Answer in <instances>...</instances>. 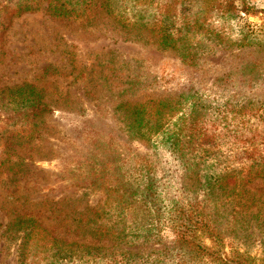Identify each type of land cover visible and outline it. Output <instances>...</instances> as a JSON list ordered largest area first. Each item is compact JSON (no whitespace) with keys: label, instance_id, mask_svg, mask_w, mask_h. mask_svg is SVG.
I'll return each mask as SVG.
<instances>
[{"label":"rangeland","instance_id":"374dc122","mask_svg":"<svg viewBox=\"0 0 264 264\" xmlns=\"http://www.w3.org/2000/svg\"><path fill=\"white\" fill-rule=\"evenodd\" d=\"M45 5L16 17L0 40V102L27 82L52 107L35 121L34 143L19 150L24 168L0 179V264H40L44 254L34 238L30 256L21 258L20 236L7 231L19 213L40 223L36 230L44 235L64 233L65 214L75 218L83 211L122 219L118 246L123 261L131 256L129 264H207L176 243L183 219L196 217L224 239L223 257L237 250L249 264H264V13L227 23L226 43L191 34L197 60L188 64L183 50L162 47L161 34L144 25L55 19ZM160 12L154 5L139 23L152 28ZM242 38L246 46L239 45ZM244 149L251 157L236 158ZM201 169L248 176L245 212L233 213L232 204L214 209L211 201L204 206L208 213H184L203 196ZM93 172L103 173L106 183H121L123 174L129 179L119 204L87 194L82 185ZM131 213L154 222L140 217L132 225ZM205 231L199 237L213 245ZM131 232L136 237L124 236Z\"/></svg>","mask_w":264,"mask_h":264},{"label":"trees","instance_id":"16d2710c","mask_svg":"<svg viewBox=\"0 0 264 264\" xmlns=\"http://www.w3.org/2000/svg\"><path fill=\"white\" fill-rule=\"evenodd\" d=\"M43 5H45L46 12L60 20L73 19L83 24H94L104 18H113L114 22H117L116 25L123 29L144 25L150 33L161 34L157 40L162 47L183 50L182 59L188 64H194L197 60L193 47L189 43L191 34L205 35L213 40L226 43L228 42L225 41L226 38H229L224 32L227 23L239 16L245 19L243 15L264 13V3L258 0H0V40L3 39L16 17L38 11L43 8ZM154 5L157 10H161V15L159 19L156 17L155 27L149 29L148 23L140 24L139 21L143 13L150 11ZM177 20L181 21V26L173 29ZM166 21L169 22L166 23ZM239 41L240 46L247 45L246 39L242 38ZM0 49H2V44ZM10 90V97L0 102V179L8 171L15 172L17 168H24L26 158L19 150L34 143L38 136L35 121L52 111V107L43 100L44 95L36 85L26 82ZM259 116H262V113ZM203 134L208 143L215 142L214 135L208 132H203ZM249 157L251 154L247 149L236 155V158L240 160ZM199 171L203 196L196 200V207L192 211H189L192 209L190 208L184 213H208L204 206L205 203L208 204L211 201L214 203V209L232 204L233 213L245 212L248 208V200L244 187L248 176L241 175V171L237 169L230 173L227 169H220L212 174L206 169ZM98 174L94 172L90 174L82 187L87 194L88 192L98 194L100 199L104 198L105 201L110 200L119 204L131 186L129 179H126L123 174L121 183H106L103 181V173ZM219 192L224 194V197H217ZM144 193L147 196L153 195L147 187L144 188ZM90 208L88 200L86 210ZM107 214L84 213L83 211L77 213L78 216L74 218L66 213L65 218L60 221L63 226L70 223L64 233L48 231L42 235V231L36 230L37 227L40 228V223L38 224L34 218L19 213L9 224L7 231L14 238L20 236L21 258L24 257L26 260L31 254V250L27 247L30 241L36 238L41 241L44 253L40 264H88L92 262L120 264L123 256L118 243L122 237V231L118 232L117 229L121 218L114 221L116 219H109L106 217ZM140 217H144L147 224L154 222V219L147 214L140 216L131 213L129 215L131 224L138 223ZM110 220L111 224L108 223ZM207 224L204 217L183 219V229L178 231L176 243H179L182 250L186 247L187 250L196 251L202 259L206 260L207 264H249L248 258L237 250L233 251L231 257H223L224 239ZM200 229H207L204 233H208L213 240V245H208L199 237ZM148 235L149 237L154 236L150 232ZM124 236L136 237L134 233ZM49 241L53 243L49 244ZM106 241L111 244L107 245ZM50 249L51 254L48 253ZM130 259L131 256L127 258V261ZM127 261L122 260V264H129ZM143 264L156 263L146 261ZM176 264L183 263L179 261Z\"/></svg>","mask_w":264,"mask_h":264}]
</instances>
